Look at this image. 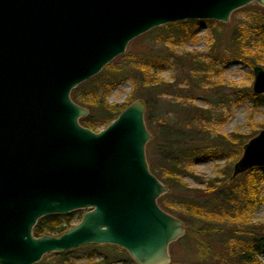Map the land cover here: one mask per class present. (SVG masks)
<instances>
[{
  "label": "water",
  "instance_id": "95a60500",
  "mask_svg": "<svg viewBox=\"0 0 264 264\" xmlns=\"http://www.w3.org/2000/svg\"><path fill=\"white\" fill-rule=\"evenodd\" d=\"M264 0H0V264L113 245L135 264H170L184 223L157 200L167 187L149 170L145 104L134 101L94 132L71 91L149 30L214 20ZM254 95L264 70L253 68ZM264 168V129L242 148L232 178ZM83 211L58 236L35 237L47 215Z\"/></svg>",
  "mask_w": 264,
  "mask_h": 264
},
{
  "label": "rangeland",
  "instance_id": "374dc122",
  "mask_svg": "<svg viewBox=\"0 0 264 264\" xmlns=\"http://www.w3.org/2000/svg\"><path fill=\"white\" fill-rule=\"evenodd\" d=\"M254 6L259 5L250 3L234 10L226 23L201 20L193 25H187L183 21L170 23L173 24L170 27H167L169 25L167 24L153 28L132 40L122 55L112 60L96 76L87 80L85 89L96 88L98 95L105 97L109 105H125L133 95V80L128 72L121 75L112 72L117 66L130 69L128 65L134 60L133 55L137 49L164 50L170 52L175 59H187L190 55L195 60L192 66L186 64L187 66L180 67L169 61L166 68L158 75L161 80L172 86L169 91L159 92L154 98L149 99V109L144 111L146 128V117L154 125L163 124L170 130L178 127L179 121H182L180 132L188 137L192 135L196 141L205 137L206 141L211 143V139L217 135L228 138L245 135L247 138L245 143H247L264 129V94L256 102L251 98V95H254L252 92L254 75L248 65L251 63L264 70V50L256 52L258 47L253 43L256 42V31L253 30L254 26L249 18L250 8ZM234 37H239L238 43L244 47L247 53L245 59L248 63L232 60L231 54L237 53L238 50L232 44ZM215 46L226 50L221 60L216 61L213 56L212 50ZM183 73L187 76H183ZM183 109L191 112L188 120H183L179 114ZM198 110L203 112H197ZM190 128H196V131L198 129L202 137L195 131H190ZM101 129L103 128L99 127L98 131ZM148 132L151 134V140L153 133L151 130ZM233 152L229 149L221 151L217 149L213 150L211 155L200 154L182 158L181 181L190 189L202 191L207 187V180L216 177L221 179L223 173L227 171H230L232 176L233 166L241 156L240 153L233 162L235 155ZM151 153L154 156L152 166L147 161L149 170H152V174L161 181V173L170 163L156 155V150L151 149ZM145 154L147 159L146 147ZM258 190L262 203L251 214L252 223H264V177L260 181ZM165 196L164 203L179 213H183L182 206L194 205L197 208V216L191 220V231L189 232L184 225V236L169 245L170 264H218L217 259L211 256L206 259L199 258L193 248L191 238L195 236V229L207 222L223 228L222 234L217 235L209 247L210 255L218 251L219 256L225 252L227 255L234 250L236 252L239 247H247L248 237L236 232L243 228L241 220L217 219L212 216L213 210L210 205L203 202L192 204L183 201L179 194ZM76 219L77 215H74L73 225L78 222ZM64 258L65 260L61 261L62 258L48 256L44 261L36 264H135L125 250L113 245H86L73 249ZM258 259L264 264V254Z\"/></svg>",
  "mask_w": 264,
  "mask_h": 264
},
{
  "label": "trees",
  "instance_id": "16d2710c",
  "mask_svg": "<svg viewBox=\"0 0 264 264\" xmlns=\"http://www.w3.org/2000/svg\"><path fill=\"white\" fill-rule=\"evenodd\" d=\"M250 22L253 24V30L256 31V52H263L264 50V8L254 6L250 8ZM200 21H185L187 25H193ZM173 24L167 25L170 27ZM237 38V37H236ZM232 39V44L237 47V53H232V60H241L248 63L245 59L247 53L244 47L240 46L238 41L239 37ZM213 56L215 60H221L224 57L226 50L223 47H213ZM134 60L128 65L130 69H125L124 66H117L112 72L115 75H121L128 72L132 78L133 95L130 97L129 102L125 105L107 104L105 97L98 95L96 88L85 89L88 82L82 83L71 91L70 97L74 103L84 107L88 110L86 117L80 118L79 123L94 132H98L99 127L105 128L108 126L118 115L134 101H142L145 104V109L148 110L150 106L149 99L154 98L159 92L169 91L172 85L165 83L158 75L166 68L169 61L175 65L192 66L195 63L194 58L190 55L187 59H175L170 52L154 48H139L133 55ZM258 64V63H257ZM186 65V66H187ZM248 65L252 68L251 63ZM192 70V67H190ZM183 76L187 74L183 73ZM251 98L256 102L261 98V95H251ZM195 112V111H194ZM197 112H203L198 110ZM183 120L190 118L191 112L183 109L179 113ZM147 130L152 131L153 138L147 143L149 164H153V156L151 149L156 150V155L165 159L170 165L167 169L162 171L161 182L167 187L168 191L162 195L157 203L161 209L179 218L187 227L189 232L192 229V221L194 216H197V208L192 206H182L179 213L168 204L164 203L165 195H180L183 201L189 203H201L210 205L213 212L212 216L224 218V220L239 219L242 222V229L236 232L248 237L247 247H239L235 252L226 255V252L210 255V246L217 235L222 234L223 228L217 227L215 224L207 222L197 229H195L193 241V248L197 252L199 258H212L217 259L218 264H262L258 257L264 254V223H252V212L262 203L259 196L258 186L261 179L264 177V168H253L246 171L235 178H232L231 172L223 173V177L209 179L206 181V189L200 191L197 189H190L185 183L181 181L180 175V161L186 156H197L200 154L211 155L213 150L220 149L233 150L234 162L238 155L242 153V148L246 144L245 135H234L233 138L219 137L218 135L211 139L208 143L205 137L200 141H196L192 135L189 137L185 133L180 132L182 121H179L178 127L169 129L163 124L154 123L146 117ZM199 136L202 134L195 129ZM191 134V133H190ZM206 133H204V136ZM220 139V140H219ZM152 173V170L150 171ZM154 172V171H153ZM155 173V172H154ZM154 175V174H153ZM157 175V174H155ZM158 176V175H157ZM156 177V176H155ZM160 181V178H157ZM83 211H74L66 215H47L40 218L35 227L33 228V235L40 237L43 235L58 236L65 232L73 225V217L77 215V221L80 220ZM251 222V223H250ZM235 232V233H236ZM71 251L53 253L45 255L41 261H44L48 256H54L65 260V256ZM205 256V257H204ZM171 263V262H170Z\"/></svg>",
  "mask_w": 264,
  "mask_h": 264
}]
</instances>
